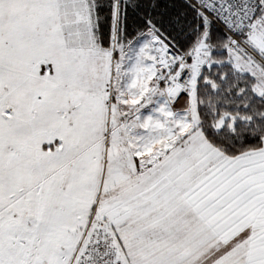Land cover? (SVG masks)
<instances>
[{"label": "snow or ice", "instance_id": "1", "mask_svg": "<svg viewBox=\"0 0 264 264\" xmlns=\"http://www.w3.org/2000/svg\"><path fill=\"white\" fill-rule=\"evenodd\" d=\"M0 264H264V0H0Z\"/></svg>", "mask_w": 264, "mask_h": 264}]
</instances>
